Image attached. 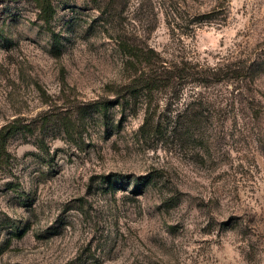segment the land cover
<instances>
[{
	"label": "rangeland",
	"instance_id": "374dc122",
	"mask_svg": "<svg viewBox=\"0 0 264 264\" xmlns=\"http://www.w3.org/2000/svg\"><path fill=\"white\" fill-rule=\"evenodd\" d=\"M51 2L0 0V264H264V0Z\"/></svg>",
	"mask_w": 264,
	"mask_h": 264
},
{
	"label": "trees",
	"instance_id": "16d2710c",
	"mask_svg": "<svg viewBox=\"0 0 264 264\" xmlns=\"http://www.w3.org/2000/svg\"><path fill=\"white\" fill-rule=\"evenodd\" d=\"M36 6L38 7V15L42 21L48 25L54 14V7L51 0H34ZM122 48L128 52L129 55H132L135 60H138L142 63L139 74L135 75L125 86V91L131 90L135 91L136 89L143 88L146 90L158 89L161 86L168 85L173 76L177 75L178 66L176 64L170 65L164 63L163 61H155L151 56L142 52L137 47H132L128 43H122ZM177 71V72H176ZM213 75H217L216 72ZM104 105L101 101H95L94 106L99 107ZM28 125L19 124L16 120L8 122L0 127V159L2 157V150L5 145L6 137L16 131L19 128H27ZM104 181L113 187L116 183L115 180L120 179V177H115L114 174H108L103 176ZM135 186H139L140 183L136 182Z\"/></svg>",
	"mask_w": 264,
	"mask_h": 264
}]
</instances>
